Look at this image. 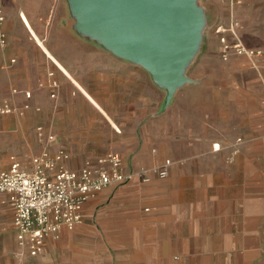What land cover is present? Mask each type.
<instances>
[{
	"label": "crops",
	"instance_id": "obj_1",
	"mask_svg": "<svg viewBox=\"0 0 264 264\" xmlns=\"http://www.w3.org/2000/svg\"><path fill=\"white\" fill-rule=\"evenodd\" d=\"M3 7L9 41L0 47V102L14 98L20 107L26 91L33 98L24 116L0 115V173L13 157L30 165L44 125L73 168L118 151L127 171L150 177L86 203V232L101 240L72 264H264V108L249 93L240 97L227 85L217 95L204 82L168 101L143 65L74 28L66 0H3ZM166 160L172 164L161 178ZM14 219L10 195L0 194V231L14 234L0 241V264H59L53 249L72 231L44 254L21 257Z\"/></svg>",
	"mask_w": 264,
	"mask_h": 264
},
{
	"label": "built area",
	"instance_id": "obj_2",
	"mask_svg": "<svg viewBox=\"0 0 264 264\" xmlns=\"http://www.w3.org/2000/svg\"><path fill=\"white\" fill-rule=\"evenodd\" d=\"M240 5L242 0H229ZM6 15L3 0H0V47L8 45V35L4 29ZM240 23L234 20L229 26L220 24L222 56L228 60L232 54L245 56L258 64L264 58V50L247 45L240 37ZM229 35V36H228ZM230 37L232 41L229 40ZM16 60L12 59L11 63ZM51 97L56 99L59 82L55 73L50 72ZM20 93L18 89L13 94ZM26 101L22 106L10 98L0 102V115L19 114L24 116L31 108L33 93L26 91ZM41 110V108H38ZM37 136L43 144L42 150L32 157L29 166H24L13 157L9 169L0 173V194L10 195L15 206V229L20 246L19 255L38 257L44 254L49 242L60 237L63 230L73 231L85 222L86 203L110 187H120L137 177L149 181L147 171H127L123 155L112 151L96 159H87L80 168L71 167V153L59 146V136L44 125L37 127ZM215 149L220 144H215ZM171 160H166L157 173L166 178Z\"/></svg>",
	"mask_w": 264,
	"mask_h": 264
},
{
	"label": "water",
	"instance_id": "obj_3",
	"mask_svg": "<svg viewBox=\"0 0 264 264\" xmlns=\"http://www.w3.org/2000/svg\"><path fill=\"white\" fill-rule=\"evenodd\" d=\"M82 35L143 65L170 101L189 80L186 71L207 25L198 0H69Z\"/></svg>",
	"mask_w": 264,
	"mask_h": 264
},
{
	"label": "rangeland",
	"instance_id": "obj_4",
	"mask_svg": "<svg viewBox=\"0 0 264 264\" xmlns=\"http://www.w3.org/2000/svg\"><path fill=\"white\" fill-rule=\"evenodd\" d=\"M66 1L70 7L69 0ZM198 4L205 12L204 5L208 7L207 16L211 23H207L199 50L186 71L189 80L184 87L192 89L193 86L207 82L209 92L215 90V94L221 95L223 87L227 89L225 88L227 85H232L240 97L249 93L256 109L264 108V58L258 63L261 65L259 67L248 57L236 54L225 60L222 56L221 34L217 32L218 25L229 26L232 21L237 20L240 23L239 33L243 41L250 47L264 50V0H242L240 5L229 0H198ZM71 14L73 15L72 12ZM73 21L75 25L74 15ZM228 38L232 41L230 37ZM96 43L103 46L99 41ZM161 96L168 97V90L162 86ZM245 107L246 104L243 105V108ZM2 127L0 123V128ZM31 154L32 150L27 157ZM99 240L101 238L98 236L92 233L89 235L86 232V224H83L75 231L65 233L58 243L59 247H54L52 254L59 255V264H72L73 257H77L80 251L91 250L95 241ZM0 241L9 243L14 241V234L10 228L0 231ZM4 249L0 245V252Z\"/></svg>",
	"mask_w": 264,
	"mask_h": 264
},
{
	"label": "bare ground",
	"instance_id": "obj_5",
	"mask_svg": "<svg viewBox=\"0 0 264 264\" xmlns=\"http://www.w3.org/2000/svg\"><path fill=\"white\" fill-rule=\"evenodd\" d=\"M48 53H50V52H48ZM50 55H51V53H50ZM52 58L55 60V58L52 56Z\"/></svg>",
	"mask_w": 264,
	"mask_h": 264
}]
</instances>
